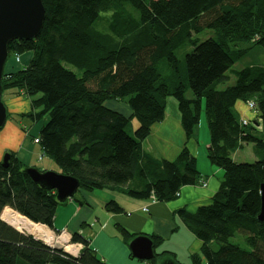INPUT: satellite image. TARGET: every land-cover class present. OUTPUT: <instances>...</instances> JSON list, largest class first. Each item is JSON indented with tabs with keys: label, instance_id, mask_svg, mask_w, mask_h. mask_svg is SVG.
Segmentation results:
<instances>
[{
	"label": "trees",
	"instance_id": "obj_1",
	"mask_svg": "<svg viewBox=\"0 0 264 264\" xmlns=\"http://www.w3.org/2000/svg\"><path fill=\"white\" fill-rule=\"evenodd\" d=\"M42 2L46 20L41 35L9 45V59L30 54L28 64L5 69L2 86L3 93L16 90L31 100V110L18 117L30 118L32 126L44 122L35 138L43 155L59 166L61 174L78 179L80 190L175 201L183 187L202 185L197 158L185 144L175 160H159L145 153L142 143L152 127L163 122L169 98L177 102L190 141L205 100L211 137L207 158L224 173L209 204L194 213L177 211L202 243L190 264H264V222L259 220L264 185V67L234 71L235 85L218 89L229 80L227 72L233 65L249 53L239 48V42L249 41L264 50V0ZM205 30L215 36L200 42L197 36ZM181 47H193L184 59L187 86L193 93L190 99L185 97L187 86L176 54ZM250 101L256 104L257 117L244 124L235 107ZM112 103L123 104L130 115L113 109ZM133 119L139 127L131 136L127 129ZM250 144L258 160L235 162L233 154ZM9 154L8 168L0 161V264H107L80 233L71 237L72 244L82 245L74 256L2 220L8 207L53 229L59 206L67 203H59L55 191L34 183L17 154ZM105 208L124 212L116 201ZM118 229L127 244L139 236L119 225ZM237 234L245 236L249 250L232 241ZM149 237L156 253L164 239ZM163 256L176 260L174 253L164 251L156 253L151 263L157 264Z\"/></svg>",
	"mask_w": 264,
	"mask_h": 264
},
{
	"label": "crops",
	"instance_id": "obj_2",
	"mask_svg": "<svg viewBox=\"0 0 264 264\" xmlns=\"http://www.w3.org/2000/svg\"><path fill=\"white\" fill-rule=\"evenodd\" d=\"M11 69L7 71L14 70L13 68ZM16 100L17 99L12 101L6 100L9 115L18 116L31 110L29 101L21 100L16 102ZM171 105L173 106L172 111H169L167 106L163 122L154 125L151 135L142 143L143 151L159 160L164 159L173 161L178 157L183 146L187 144L191 154L197 158V168L206 186L183 187L179 198L170 203L153 202L152 199H118L110 195L109 192L112 191H109L104 195L103 201L98 204L95 198L100 195L96 193H82L81 200H76L75 198L68 200L65 205L69 204V206L65 209H59L61 206L65 205L59 206L53 229L49 228V230H52L54 233L66 231L70 237L75 233H80L91 240L92 247L96 250L99 257L107 264H127V262H130V257H132L131 253H129L123 234L118 228V231L113 229L111 223L118 224L120 227L125 228L130 234L157 235L162 237L165 241L166 239H172L175 233L182 228L180 223L182 220L178 221L177 217H174L178 210L184 208L194 213L200 206L207 205L211 202L213 196L219 191L222 184L221 179L223 175L220 171L221 169L210 167V165H207V168L199 167L198 155L200 147L198 146L197 138L194 136L190 141L186 140L180 122L177 102ZM111 107L120 110L114 107L113 104H111ZM235 110L240 121H254L256 119L255 115L249 111L245 103H237ZM121 111L130 115L128 111ZM24 121L25 120L20 121V126L9 127L1 133L0 161H2L6 153L14 152L25 166L37 168V162H35L37 151L34 146L39 147V145L35 143V138H38L44 122L38 124V134L32 136L30 135V130L25 127ZM27 135L30 136L32 145H25V141L27 140L25 137H27ZM23 138H25V140H23ZM40 153L43 154L41 149ZM43 156L44 155H40L39 159L43 160ZM107 201H116L124 210L121 214H125L126 216H122L120 213H107L104 211ZM102 203L103 205L105 204V206L102 207ZM145 208L147 212L143 211ZM6 209L9 208L7 207ZM101 219L104 220L102 221ZM108 228L110 229L108 230ZM65 239L67 240V237ZM194 242L193 246L190 247V259L193 254H200L202 247V243L199 240ZM74 245H77L75 247V254L79 255L82 245Z\"/></svg>",
	"mask_w": 264,
	"mask_h": 264
},
{
	"label": "rangeland",
	"instance_id": "obj_3",
	"mask_svg": "<svg viewBox=\"0 0 264 264\" xmlns=\"http://www.w3.org/2000/svg\"><path fill=\"white\" fill-rule=\"evenodd\" d=\"M105 28H106L105 30H107L106 25H105ZM214 36H215V33L213 31L205 30L204 32L199 34L197 37L200 40V42H202V41H204L208 38H212ZM238 45H239L240 49H249V53L243 60L235 63L233 65V67L231 68V70H229L227 72V75L229 76V80L225 83L220 84L218 86L219 90H225L226 88L235 85L237 78H236L234 71L242 70L246 67H251V66L264 67V50L262 47L256 46L252 42H249V41L239 42ZM192 50H193V47H187V48L181 47L180 49H178L176 51L177 56L181 60L182 80L186 86H187V78H186V66H185L184 59H185V54L187 52H191ZM30 57H31L30 54H24L21 56L22 62L20 64H15V60L12 56L6 64V69L9 70L10 68H13L14 70H17L19 68H24L25 66H27ZM10 62H13L14 65ZM185 97L188 99L193 98V93L188 86L185 89ZM2 99L5 103H6V100L12 101L15 99H17L16 102H19L21 100L31 102V100H28L26 97H24L22 95H17L16 90L5 91L3 93ZM172 103L176 104V101L173 98H169V101H168V110L169 111H172V107H173L171 105ZM112 104H113V106H115V107H117V108H119L125 112L128 111V108H126V106H124L123 104H117V103H112ZM21 120H25L24 124L26 125L25 127H27L30 130V135L36 136V134H38L39 125L36 124V125L32 126L33 124L31 123L30 118H28V117L19 118L18 116L9 115V118L7 119V123H6L5 127L0 131V135H1V133H3V131H5V129H8L9 127L20 126ZM138 127H139L138 120L133 119L131 121L127 131L131 136H134V133ZM194 134H195L194 136L197 138V142L199 144L198 146L200 147L199 155H198L199 156V167L207 168L210 165V167L216 168V166L212 165L211 162L209 161V159L207 158V149L209 147L211 137H210V132H209V128H208L206 111H205V100L202 101V111H201L200 123L197 126V128L195 129ZM25 138H27V140L25 141V145H32V140H30V136L27 135V137H25ZM25 138H23V140H25ZM34 147L37 151V155L35 157V162H37L36 165H37L38 169L46 170V171H53L56 173L61 172V169L53 160H51L45 156L42 157L43 160L42 159L40 160L39 159L40 155H43L40 153V147H38V146H34ZM3 159H4V157H3ZM233 159L237 163H253V162H256L258 160V157L256 156L255 152L253 151V145L250 144V145H245V147L242 150H238L237 152H235L233 154ZM220 171L222 172V175H223L224 172L222 170H220ZM221 181H223V178L221 179ZM107 192H109V190H95L92 192L85 191V190H79L76 193V195L74 196V198L76 200H81L82 199V193H96L97 195H100L99 197L95 198V200L99 204V202L103 201V199L105 197L104 195L107 194ZM109 194L117 197L118 199H122V198L130 199V197H128L127 195L120 193V192H116V191L109 192ZM131 199H133V198H131ZM108 202L109 201H107V203ZM172 202H174V201H172ZM107 203H105V204H107ZM105 204L103 205V203H102V207L105 206ZM68 206H69V204L65 205V206H61L59 209H65ZM104 211L109 213V211H107L106 208H104ZM120 215L126 216L125 214H121V213H120ZM174 217L175 218L177 217L178 221H181V219L179 218V216L177 214ZM101 220L103 221L104 219H101ZM180 223L182 226L181 230L176 232L172 239H166L165 241H163L162 244H160L156 248V253H161L164 251L172 252L176 255L177 262H179L180 264H189L190 260H191L189 258V254L191 253L190 247L193 246V243H195L194 241H196L198 239L195 237L194 233H192L183 224L182 221ZM111 227L113 229H115L116 231H118V229H117L118 224L111 223ZM109 229L110 228H108V230ZM50 231L53 232L52 230H50ZM55 235H57V234L55 233ZM232 241L239 244L243 249L249 250V247L246 243L245 236L243 234H237L235 236V238L232 239ZM54 245L61 247L58 244H54ZM214 247L217 248V245H215ZM127 248L129 250V253H130V249H129L128 244H127ZM129 261L130 262H127V264L128 263H130V264H152L151 261H141V260H138V259H135L132 257H130Z\"/></svg>",
	"mask_w": 264,
	"mask_h": 264
},
{
	"label": "water",
	"instance_id": "obj_4",
	"mask_svg": "<svg viewBox=\"0 0 264 264\" xmlns=\"http://www.w3.org/2000/svg\"><path fill=\"white\" fill-rule=\"evenodd\" d=\"M45 20L46 10L42 0H0V131L5 127L8 119V107L2 99V81L9 60V45L13 41L36 39L44 29ZM9 161L10 154L6 153L2 160L3 167L8 168ZM25 171L37 185L55 191L59 203L72 200L80 190V181L72 176L53 171H40L35 167H27ZM259 220L264 222V185L262 186V211ZM20 232L35 238L26 231ZM128 246L135 259L151 261L156 258L154 242L148 235L135 237ZM157 262V264H180L170 256L160 257Z\"/></svg>",
	"mask_w": 264,
	"mask_h": 264
},
{
	"label": "bare ground",
	"instance_id": "obj_5",
	"mask_svg": "<svg viewBox=\"0 0 264 264\" xmlns=\"http://www.w3.org/2000/svg\"><path fill=\"white\" fill-rule=\"evenodd\" d=\"M13 64V62H10ZM16 64V63H15ZM14 65V64H13ZM16 66V65H15ZM11 69V68H10ZM12 70V69H11ZM2 219L9 222L13 227L20 231H26L35 236V238L47 243L53 244L56 241L55 235L45 226L35 224L28 218L23 217L19 213L13 211L12 209H6L2 213ZM59 242L65 243L66 239H60ZM68 251H72L74 254L76 253V249L74 250L71 247H67Z\"/></svg>",
	"mask_w": 264,
	"mask_h": 264
},
{
	"label": "built area",
	"instance_id": "obj_6",
	"mask_svg": "<svg viewBox=\"0 0 264 264\" xmlns=\"http://www.w3.org/2000/svg\"><path fill=\"white\" fill-rule=\"evenodd\" d=\"M14 60H15L16 64L21 63V57L20 56H15ZM246 105H247L249 111L252 112L255 115V117H257V108H256L255 102L250 101ZM249 122H250L249 120H243L244 124H248ZM35 143H38V139L35 140ZM202 186H204V187L206 186L205 182H202ZM151 199L153 200V202H156V199L154 197H151ZM143 211L147 212V209L145 208V209H143ZM53 234L55 235V233H53ZM55 236H56L55 237L56 241L52 245H49L50 247H55L54 244H58L61 246L60 248L65 250V252H67L71 255L77 256V254H74L72 251L67 250V247H71L75 250V247L77 245H74L71 243V237L66 233V231H62ZM66 237H67V240L65 243L59 242L60 239H64Z\"/></svg>",
	"mask_w": 264,
	"mask_h": 264
}]
</instances>
